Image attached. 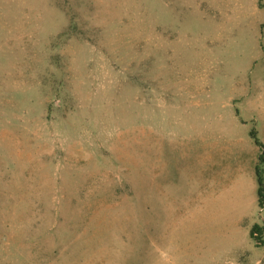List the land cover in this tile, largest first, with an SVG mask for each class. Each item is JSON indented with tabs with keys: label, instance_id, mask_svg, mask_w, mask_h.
<instances>
[{
	"label": "rangeland",
	"instance_id": "1",
	"mask_svg": "<svg viewBox=\"0 0 264 264\" xmlns=\"http://www.w3.org/2000/svg\"><path fill=\"white\" fill-rule=\"evenodd\" d=\"M252 129L264 0H0V264H264Z\"/></svg>",
	"mask_w": 264,
	"mask_h": 264
},
{
	"label": "crops",
	"instance_id": "2",
	"mask_svg": "<svg viewBox=\"0 0 264 264\" xmlns=\"http://www.w3.org/2000/svg\"><path fill=\"white\" fill-rule=\"evenodd\" d=\"M259 152L258 148V151L250 153L251 156L249 154L245 166L238 168L237 165L232 167L231 164H227L221 167L218 175L210 174L209 177L214 178V182L212 181L211 185L202 191L199 205H193V208H247L249 201H255V192L257 193L255 164ZM219 178L223 182L218 184ZM214 184L220 187H215Z\"/></svg>",
	"mask_w": 264,
	"mask_h": 264
},
{
	"label": "trees",
	"instance_id": "3",
	"mask_svg": "<svg viewBox=\"0 0 264 264\" xmlns=\"http://www.w3.org/2000/svg\"><path fill=\"white\" fill-rule=\"evenodd\" d=\"M250 134L255 144L260 147V153L255 164V175L257 180V203L262 208L264 207V145L257 135V130L252 129ZM250 234L257 242L262 241L261 237L264 235V227L256 223L252 225Z\"/></svg>",
	"mask_w": 264,
	"mask_h": 264
}]
</instances>
